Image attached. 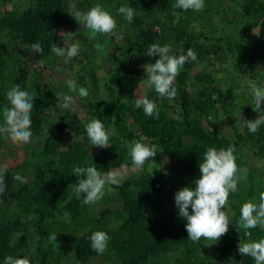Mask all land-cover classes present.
Here are the masks:
<instances>
[{
    "label": "trees",
    "instance_id": "trees-1",
    "mask_svg": "<svg viewBox=\"0 0 264 264\" xmlns=\"http://www.w3.org/2000/svg\"><path fill=\"white\" fill-rule=\"evenodd\" d=\"M86 1L82 0V4ZM93 1L119 20L117 35L111 40L118 35L123 38V55L112 58L110 71L102 77L95 72L102 67L101 63L93 60L91 69H84L91 86L102 88L101 98L86 101V113L88 118L100 119L106 128L114 129L115 134L110 137L109 147L97 146L103 156L95 157L85 123L78 118L75 108H69L59 115L53 133L32 153L40 160L37 168L55 167L53 175L43 177V173L37 174L39 169L34 170L25 162L19 170L4 169L0 261L13 255L26 256L31 264H65L66 260L90 264L108 255L115 259V264H162L161 259L170 256H174L176 264H255L237 248L239 241L264 238V230L259 227L248 230L249 236L239 226L241 205L257 200L259 192L264 191V159L260 167H255L244 152H264V125L251 133L244 121L255 120L259 115L253 110L249 83L264 87V0H205L202 12L176 8L175 0H160L165 22H170L172 38L178 44L173 54L192 49L197 59L186 62L177 75V83L173 82L177 90L174 98L158 96L151 85L146 89L144 97L153 100L159 110L155 118L137 108L131 95L140 82L148 81L143 66L158 58L147 56V49L156 44L158 32L154 26L162 29V17H155L151 24L144 23L150 11L145 4L139 7L140 0ZM7 3L8 0H0V112L10 105L6 92L13 84L30 89L34 81L37 85L33 84L34 91L30 89L36 96L31 131L39 134L47 124L45 111L59 102L56 93L44 91L46 85L28 71L24 61L26 50L29 61L47 59L52 64L56 58L52 47H63L59 29L76 20L68 0H28L25 9L18 4L5 8ZM121 6L136 10L132 22L118 13ZM33 41L42 42V51L32 48ZM21 46L24 52L20 51ZM78 78L76 90L87 87L82 82L84 75ZM188 87L197 89L196 99H189ZM221 116L226 117L225 122L232 129L229 137L217 131L216 120ZM241 121L244 122L240 125ZM141 137L155 146L156 156L146 161L159 165L158 170L123 181L118 195L111 199L116 209L104 208L93 218L81 217L77 221L80 228L68 225L66 215L74 217L87 206L75 191L66 203L61 201L64 191L78 181L74 170L94 165L102 173L109 172L124 162L120 147ZM65 139L69 146L58 149ZM209 147L232 149L238 183L237 191L229 193L226 204L232 222L228 231L217 242L211 240V245L204 247L206 239L193 242L187 237L186 222H176L174 193L188 185V180L198 177V164ZM17 175L22 179H16ZM7 208L19 216H8ZM111 219L116 222L114 227ZM97 230L109 236L105 254L90 246L88 237ZM53 234L55 241L51 239ZM59 236H64L62 249L55 247Z\"/></svg>",
    "mask_w": 264,
    "mask_h": 264
},
{
    "label": "clouds",
    "instance_id": "clouds-1",
    "mask_svg": "<svg viewBox=\"0 0 264 264\" xmlns=\"http://www.w3.org/2000/svg\"><path fill=\"white\" fill-rule=\"evenodd\" d=\"M174 7L182 10L201 11L205 7V0H175ZM118 13L126 20L132 22L135 9L131 6H121ZM76 21L90 29L93 33L112 35L117 24L113 15L104 10L99 4L87 10H77L71 14ZM32 48L42 51L43 44L40 41H33ZM52 51L61 60H70L79 54V46L71 43L68 47H52ZM158 55L154 63H146L143 66L147 73L148 83L154 88L160 97L174 98L177 94L173 84L184 64L189 60L197 59L196 53L188 49L185 53L176 55L171 52V45L151 44L147 49V56ZM66 84L69 89L75 91L76 82L68 79ZM249 91L254 100V111L259 113L255 120H246L248 131L255 133L261 125H264V87L249 83ZM10 99V105L2 109L5 123L0 125L7 130L14 140L28 143L32 136L31 113L34 106L33 92L19 83L13 84L6 92ZM81 97L87 96L85 88H79ZM72 96L65 95L63 106L70 107ZM136 107L142 108L144 114L150 117H158L157 104L148 97H141L136 100ZM86 134L91 145L107 148L110 145V137L115 134L114 129H108L100 119H91L85 124ZM128 153L133 164L140 168L149 158L156 156L155 146L147 142L144 137L132 141L128 145ZM199 175L194 180V187L186 185L174 193V204L178 209V215L186 223L187 237L193 242L201 238L218 241L227 231L231 222L229 214L225 211L230 192L237 191L238 166L231 148L217 149L209 147L203 154V159L198 164ZM78 181L73 185L78 197L82 195L81 203L84 205L94 204L104 196L105 187L108 184L119 183L118 177L111 172L102 173L94 165L77 167L74 172ZM16 179H22L19 175ZM5 188V171L0 167V192ZM191 210V211H190ZM232 223V222H231ZM239 226L250 236L248 230L259 227L264 230V191H260L258 199L249 200L240 207ZM56 234L51 236L55 241ZM91 248L103 253L108 246L109 236L104 231H93L88 237ZM238 252L242 255H249L255 264H264V238L258 240L239 241ZM0 264H31L26 256L6 255Z\"/></svg>",
    "mask_w": 264,
    "mask_h": 264
},
{
    "label": "rangeland",
    "instance_id": "rangeland-1",
    "mask_svg": "<svg viewBox=\"0 0 264 264\" xmlns=\"http://www.w3.org/2000/svg\"><path fill=\"white\" fill-rule=\"evenodd\" d=\"M70 2V5L72 6L73 12L77 10H87L90 7H93L96 5V3L93 0H87L85 5L82 4V0H68ZM13 4H18L21 8H27L28 0H8V3L5 8H9L13 6ZM145 4L146 9L148 8L150 13L149 17L144 19V23L151 24V22L154 21L155 17H162L161 20L163 22L162 29L159 26H154V29L158 32V37L156 39V44L159 45H165L169 44L171 45V52L174 53L177 49L178 44L174 41L172 38V32L169 29L170 22H165V17L163 14V10L161 9L160 0H140L139 7ZM144 7V10H145ZM204 8L199 11L202 12ZM139 13H141L139 11ZM202 15V14H201ZM116 20V24L118 25L119 20ZM169 20V19H168ZM170 21V20H169ZM195 25L198 27V24L195 23ZM117 28V27H116ZM165 29V30H163ZM124 30V29H123ZM122 32V29H121ZM60 36L63 37V47H68L71 43H76L79 46V54L72 57L70 60H61L60 57L57 55L54 59L53 63L49 65V61L45 59L43 62H31L29 61L28 53L26 50L25 56V62L28 68V71L30 73H33L32 75L40 79V84L46 85L44 88L46 92H55L56 96L58 97V106L52 107L49 110L45 111V114L47 115V124L43 125L42 132L39 134H32L30 141L28 143H22L14 140L11 138V136L8 134L7 130L3 127H0V167H3L4 169H14L18 168L25 162L26 165H30L32 169H39L37 166L39 165V159L34 157L32 155L33 150H35L39 144H42L50 134L53 133L54 125L61 113H63L66 109L69 108H75L77 110V116L78 118L86 124L87 121L91 120L88 118L86 113L87 108V100L88 99H98L101 98L102 92L99 88H94L91 86L89 78L84 73V69H91L92 61L94 60L95 63H101L102 67L95 69V72L97 71V76H104L105 73H108L110 71V68L112 66V58L115 56H121L123 55L122 45H123V38L118 35L115 39L111 40V37H114L117 35V30L114 29V33L112 35H106L103 33H93L90 29L86 28L84 25L80 24L79 21H75V23L67 24L61 26L59 29ZM110 37V39H109ZM20 51L24 52L25 49L23 46L20 47ZM97 61V62H96ZM196 68L195 70H197ZM194 70V71H195ZM227 72L228 69L226 68L225 74H224V83H227ZM78 75H84V78L82 82L84 81L87 87H83L87 90L88 95L81 97L79 95V89L73 91L68 88L66 81L68 79H72L76 82V85L78 86ZM177 77V76H176ZM31 78V77H30ZM32 81V80H31ZM30 81V82H31ZM174 83H177V79L173 81ZM33 84L37 85L34 81ZM33 84L31 82L30 89L34 91ZM39 84V83H38ZM39 84V85H40ZM149 83L147 80H143L140 82L136 89H134L131 99L132 101H135L138 98L144 97L145 91L147 88H149ZM184 85V84H183ZM29 89V90H30ZM197 89L188 87L187 91L189 93V99H196L198 97L197 95ZM65 95L72 96V104L70 107H64L63 106V99ZM86 99V100H85ZM238 118H242L241 115L238 116ZM208 119H211L209 116ZM247 119V118H246ZM246 119L244 121H246ZM226 117L221 116L216 120V124L218 126V133L224 136H231L232 135V129L229 128L228 123L225 122ZM243 121V122H244ZM240 122V121H239ZM241 121L240 125L243 124ZM4 117L2 111L0 112V125L4 124ZM206 125V124H204ZM241 128V127H240ZM128 145V144H127ZM127 145H122L120 148H122V155L124 162L122 165L110 169L109 172L115 174L118 177L119 183L115 184H108L105 187L104 196L99 201L95 202L94 204L87 205L83 210L80 209L78 213L74 217H70L69 215H66V222L68 225H76L80 228V224H77L78 220H81L82 218L87 217H95L96 214L104 208H108L111 210H114L117 208V205H114L113 202H111V199H113L115 196L118 195V186L122 184L123 181L131 180L132 178L136 177L137 175L141 173H154L158 170L159 165L154 164L151 161H145L144 165L140 168H137L133 162L131 161V158L128 153V147ZM69 146V140L65 139L63 142H61L58 149L65 150ZM97 145H94L93 148V155L95 157H102L103 153H99L97 151ZM242 152V151H240ZM248 156H250V162L255 167H260L261 162H263V159H260V156H264V152H258V149H256L255 154H252L251 149L244 150ZM50 160V159H49ZM42 161V160H41ZM34 167V168H33ZM24 168V166H23ZM55 168V167H53ZM50 167L44 166L41 167L39 170H37V174L43 173V177H50L55 172ZM19 170V168H18ZM32 170V172L34 171ZM36 172V171H35ZM46 175V176H45ZM76 184V183H75ZM74 184V185H75ZM187 184L194 187V180H188ZM74 187L69 186L67 190L64 191L63 196L61 198L62 203H66L67 198L71 195L72 192H74ZM7 215L8 216H16L15 212L12 210V208H7ZM225 211L227 212V205H225ZM228 213V212H227ZM111 226L114 227L116 222L112 220ZM176 222H186L182 217L179 215L176 216ZM204 247H209L212 243L211 240L203 241ZM64 246V236H59L57 241L55 242V247L58 249H62ZM105 252H107V249H105ZM105 254V253H103ZM170 259L162 258V264H176V261L174 260V256H170ZM65 264H73L71 260H66ZM90 264H115V259L107 256H101L96 259H94Z\"/></svg>",
    "mask_w": 264,
    "mask_h": 264
}]
</instances>
